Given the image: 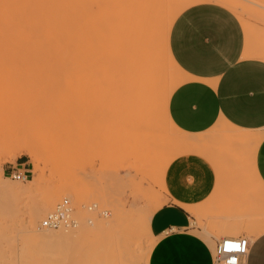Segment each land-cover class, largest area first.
Listing matches in <instances>:
<instances>
[{
	"label": "rangeland",
	"instance_id": "374dc122",
	"mask_svg": "<svg viewBox=\"0 0 264 264\" xmlns=\"http://www.w3.org/2000/svg\"><path fill=\"white\" fill-rule=\"evenodd\" d=\"M10 1H5L7 6L12 5L14 1L15 9L18 5L17 10L11 12L18 11L17 18L13 15V18L16 19L19 17L18 14H23L20 7L28 10L26 16L23 14L22 17L30 16L34 10L38 11L36 12L38 18L46 16V13L49 14L51 6V0L39 2L40 5L43 2L47 5L50 1V5L47 6L44 3L43 6L39 4L38 6L36 3L39 0ZM104 1L102 0V3ZM117 1L118 5L127 3L126 0ZM169 1L163 2L167 10L182 5L191 6L206 0ZM220 1L222 4L228 2L224 5H227L229 11L242 23L248 36L247 41L251 43V46L264 52V0ZM2 3L3 1L1 7L6 6L5 3ZM128 5L131 6L129 3ZM35 7L44 9L37 10ZM32 8L34 9L32 10ZM119 8L121 10L122 7L119 6ZM2 10L4 9L2 8ZM5 11L7 12V10ZM29 11H31L30 14H28ZM4 14L5 12L1 11L0 20L2 18V22ZM127 15L120 22L122 23V28L120 27L122 33L120 32L121 39L118 44V60L122 67H125L122 64L126 62L124 59L128 60L129 58L130 60L131 58L130 53L128 54L131 50L126 49L132 44L130 43L131 46L127 45V42L135 37V35L131 36L132 38L127 37L128 33H131V31L128 32V18L130 17ZM29 16L28 18H30ZM31 16L33 19L28 20L31 25L22 17L19 19L26 22L23 24H27V27L31 26L29 28L37 33L31 32L29 28H26V30L29 29L27 32L37 34L36 37H38L40 32L35 29L38 30L40 27V24L36 26L40 17L38 21L35 20L37 19L34 17L35 13ZM4 17L7 16L4 15ZM6 19L5 21H7ZM16 19H12V24L10 23L13 26L9 27L8 24L10 29L16 28L18 21H14ZM31 19L35 21V23L32 22L34 27L36 26L35 29L32 28ZM5 21L4 24L9 20ZM170 24L171 22L167 20L161 38L162 46L166 51L164 57L168 59V63L164 61L162 64L171 73L165 71L167 77L160 81L161 86L164 81L166 82H164L166 87L162 86L163 89L166 88L165 90L161 89V86L160 88L155 86V84H159L158 77H156L158 79H155L156 81L150 80L155 81V84L151 82L143 85L141 83L145 78L144 74L148 72L143 67L140 68L143 69V75L141 70L140 73L137 71L141 74L139 78L143 76L141 82L142 78L139 80L134 77L135 75L133 76L135 78L133 79L140 82V85L136 84L137 82L133 84L125 82L132 71H125L126 69L123 70L120 65V69L117 68L119 73L115 69L111 72L110 69L109 73L108 69L103 68L102 73L83 75L87 76L84 79L94 77V80L75 79L73 85L66 83L67 85L63 86L62 82V86L57 87L60 82L54 85L52 80L56 74L52 73V59L47 58L48 56L52 58V52H49L51 48H47L51 47L50 41L49 46H44L43 49L40 44H36L34 39L36 37L33 38L34 34L23 33L27 37L26 43L22 42L25 38L20 34L25 28L23 31L21 28L14 31L9 30L11 33H8L9 35L7 34L3 40H1L3 36H0V46L3 45L2 43L8 42L9 45L11 42L7 49H5L6 43L5 47H0V86H2L0 88V264H147L151 245L155 241L153 237H149L148 216L146 215L156 205L164 203L162 197L165 168L172 159L180 155L192 154L202 157L213 168L215 177H249L256 179L263 186L253 166V153H255L256 146L252 142L244 140L242 136L248 133L247 136H249L252 133L245 132L244 134L223 121L206 134L187 135L178 130L169 120L166 113L167 97L171 90L185 78V75L180 73L176 67H172V69L169 67L173 64L168 49V27ZM133 29L135 28L133 27ZM5 30L8 31L6 28ZM159 31L158 29V33ZM12 32H17L19 35L14 33L12 35ZM28 35H31L29 36L30 40L27 39ZM17 36L22 39H17ZM41 38H43L42 33L38 41L44 44L45 40L42 42ZM12 40L15 41L14 45ZM32 42L34 43L31 44ZM37 45L41 46L42 49L38 46L40 51ZM46 45L48 44L46 43ZM105 45H110L109 41L105 42ZM11 46L13 47L11 48ZM34 46L37 47V51H42L43 54L39 55L37 52L38 55H36ZM45 48L49 52L46 56L43 52ZM104 49L103 47L102 50ZM105 50L108 52V49ZM9 51H13V54H9L12 56L10 58L7 55V52L10 53ZM134 51L132 52L134 53ZM140 51L137 52L140 54ZM135 54L137 53L135 52ZM6 56L7 58H5ZM37 59L38 61L41 59L39 62L45 63L42 66L47 62L46 66L40 68L42 70L39 69L41 63H37ZM7 60L11 63V67L9 64L5 65ZM49 60L50 64L48 65ZM163 66L161 65L162 72ZM2 67L7 69L2 71ZM9 67L11 71L8 70ZM48 67L50 70H47ZM12 68L15 70L14 72H12ZM136 70L134 69V72ZM112 72H115L114 76L111 74ZM151 72L150 75H152ZM116 75L119 77L118 83L115 82ZM160 75L162 76V74ZM152 77L149 76L148 79ZM114 78L115 81H113ZM1 82L6 83L3 85ZM2 88L5 89L2 90ZM2 108L5 109V112ZM12 125L19 126L23 131H30L38 138L36 147L41 153L38 172H35L30 164V158L23 152H8L3 149L4 132ZM2 129L4 131H1ZM21 159L25 161L24 167L30 170V175L25 181L13 180L2 173L3 165H15V162ZM226 162L235 165V168L238 164H242L240 173L243 176H235L233 170L225 169L229 168L225 166ZM256 185L258 187L257 183ZM64 197L70 201L74 215L79 220V226L76 229L61 228L58 230L38 228V220L47 211L52 210L55 203ZM263 201L264 199L262 200L261 197L255 203L250 200L251 214H247L246 226L238 232L235 231L236 233H226V235L251 237V232H247L250 221L257 222L261 228L259 233L264 231ZM90 203H95L98 209L105 210L107 214L101 216L97 211H86L83 207ZM246 206L248 203L239 207L244 209ZM253 206L257 209L256 211H253ZM86 218H89V223ZM205 222L208 230L213 231L216 227L209 216ZM214 232L215 230L212 233ZM214 234L220 236V233ZM40 235L43 236V239L40 238Z\"/></svg>",
	"mask_w": 264,
	"mask_h": 264
},
{
	"label": "crops",
	"instance_id": "0c3cea01",
	"mask_svg": "<svg viewBox=\"0 0 264 264\" xmlns=\"http://www.w3.org/2000/svg\"><path fill=\"white\" fill-rule=\"evenodd\" d=\"M174 19L168 30V49L185 78L167 97L171 123L195 136L225 121L255 138L262 137L256 145L254 168L263 186L249 177H215L211 165L192 154L175 157L165 168L164 203L148 222L155 242L147 264H212L215 241L246 226L250 200L264 199V52L247 41L242 23L229 8L198 3ZM24 162L5 164L2 173L27 169ZM225 166L235 176H243L242 164L235 168L226 162ZM246 203L244 209L239 207ZM207 216L220 236L206 229ZM260 230L257 222L250 221L247 232L252 236L239 264H264V231Z\"/></svg>",
	"mask_w": 264,
	"mask_h": 264
},
{
	"label": "bare ground",
	"instance_id": "6f19581e",
	"mask_svg": "<svg viewBox=\"0 0 264 264\" xmlns=\"http://www.w3.org/2000/svg\"><path fill=\"white\" fill-rule=\"evenodd\" d=\"M2 1H3V3H5L6 0L5 1L4 0H0V5H1ZM7 1H10V0H7ZM42 1H44V0H42ZM42 1L39 0L38 3H36V4L40 5V3ZM131 1L132 0H129V1L126 0L127 3L126 2H124V3H126L127 5L126 4L124 5L122 3H121V5H118L119 3H118L117 0H111V1L105 0L103 3H102V0H51V6H50L49 14L46 13V12H45L46 16L41 14V16H44V17H40L39 16L40 17V21L38 19L39 17L37 18L38 13L36 14V12H38V11H34L33 10L34 8H32V10L34 12L31 10L32 14L35 13V15H36V16H34V17L37 18L35 20L39 21V22H36V26H39V24H40V27H38V30H37V28L35 29L36 26L34 27V24L32 23V22L35 23V21H32V19H33L32 17L33 16H31L32 14H30L31 11L28 12V14H30V16L27 15V17H22L23 14L26 16V14H27L26 11H28V10L23 9L22 7L19 6L20 7V11H22L23 14L22 15L18 14L19 17H18V19H16L17 18L16 15H17L18 11L17 12H15V11L17 10L18 5L16 4L17 8L15 9L16 6H13V5H15V1L10 6H7L8 4L6 2L5 3L6 6H3V7L0 6L1 7L0 13H1V11H4L5 12L4 15L7 16V17H4V15H2L3 16V22H2V18L0 20V22H1L0 23L1 24L0 32L2 31L1 34L3 33L2 35L0 34V36H3V37H1V40H3V38L5 39V36L8 33L10 34L12 30L14 31V30H18L19 28H21L22 31H23L24 28H25V30L23 32H21L22 34H20V35H21V37L25 38V40L23 39L22 42L24 41V43H26L25 41H26L27 35L25 36V34H30L31 32L37 33L33 29L29 28V27H31V26H29L31 24H30V22L28 20L30 18H32L31 19V23L33 24L32 28H34L36 31L40 32L38 34V37H36L37 34L33 33L35 35V36H33V38L34 37L37 38V40H36V38H34L36 44H40L42 46V48L44 49V46L45 47L49 46V41L51 42V45H50L51 47H47V48H51L50 49L51 51L49 50V52H52V58L50 56H48V55H47L48 56L47 58L48 59H52V66L51 65L50 66L52 67L53 72L52 71L51 72L56 74L54 76V80H52L54 85H56V83H59V82H60V84H57V87H61L62 85L66 86L69 83H70V85H73V83L75 82V79L76 80H94V77H89L88 79H84V78L87 77L90 74L102 73V69L103 68L104 69H108V72H109L110 69H111L110 72L113 71V69L117 70L116 72L119 71L117 69V68H119V65H120L119 64L120 60H118L119 59L118 44L120 42L119 40L121 39V33H122L121 32L122 31V29H121L122 28V26H121L122 23H120V22H122L124 17H126L125 15L128 14L127 17H130V18H128V20H129L128 21V24H129L128 32L131 31L132 34L129 32L127 37L130 36V38H132L135 35V37L133 39L138 40V41H135V40L132 41L133 39H130L129 42H127V45H130V43L132 44V46L130 45L131 47H127L126 46L127 47L126 50H128V49H129L128 51L131 50L130 52L127 51L128 54L130 53L129 55H131L130 56L131 58L129 60V58H128L129 56H128L127 57L128 60L124 59L127 62V64H124L126 62L122 63L124 60L121 62L123 65H125V67L124 66L122 67L121 65L120 66L123 68V70L125 68L126 69L125 71H128V70L132 71L133 74L131 73V75L127 76L129 78H127L125 76L124 78L125 79L127 78V80H125V82H127L129 84H133V83L137 82V80H134L135 78H138L140 80L143 76L140 77V78H139V76H141V74L142 75L144 74V73H142L143 69H140V68L143 67L149 73L145 72L146 73V74H144L145 78H144V80L142 78L140 80V82L143 80L141 83L143 85H146V84H149L151 82L154 83L156 80L159 79L158 80L159 84L158 83L155 84L156 82L154 84H155V86L157 85L160 88V86H161L160 85V81L161 80H165L166 77H167L165 75V71L170 73L167 69H165L166 66L165 67L163 66L164 61L166 63H168L167 62L168 59H166L164 57L166 51L163 48L162 43H161L162 42L161 38H162L163 28H164L165 23H166L167 20H169V22H172L173 19L180 12H182V10H184L185 8H187L189 6H183V5L182 6H178V7L176 6V8H171V9L167 10L165 8L166 5L163 4V2L166 1V0H134L136 3L132 1L133 4L131 3ZM170 1H172V0H170ZM222 1L224 2V0H222ZM45 2H46V0H45ZM45 2H43L44 5H46ZM114 2H115V4H114ZM220 2H221L220 0H206V1H202L201 3H215V4H218L219 6H222V7H226L227 6V5H224V3L228 4V2H224L223 4H222V2L221 3ZM10 3H11V1H10ZM43 3L40 6H43ZM47 3H48V1H47ZM49 3H50V1H49ZM128 3L131 4V6L128 5ZM229 5H231V4L229 3ZM11 6H12L13 9L10 8ZM119 6L122 7L121 10H120ZM124 6H126V7H124ZM7 7H8V9H6ZM2 8L4 10H2ZM21 8H22V10H21ZM35 8L37 10H41L42 7L41 8L40 7L39 8L35 7ZM44 8H45V6H44ZM44 8H42V9H44ZM109 8H111V9H109ZM226 8H228V7H226ZM45 9H47V7ZM122 9H124V10H122ZM5 10H7V12ZM13 10H15V11L13 13H11ZM47 10H49V9H47ZM8 11H9L10 15H9ZM43 11H46V10H43ZM43 11H42V13H43ZM39 12H41V11H39ZM13 15H15L16 18H13L14 17ZM132 15H135V16L133 17ZM28 16L30 18H28ZM9 17H10L11 20L8 19ZM21 17H22V19L24 21L29 22L28 27H27V24H25V25L23 24V23H26V22H24L22 19L21 20L19 19ZM4 18L5 19L7 18L6 20L7 21L9 20V21L8 22L5 21ZM41 18H43V19H41ZM12 19H16L14 21H17V20L19 21L20 20L22 22V23L20 21L16 22V25H17L16 28L17 29L15 27H14L15 29H10L9 28V27L13 26V25H10V23L12 24ZM4 21L7 22V23L4 24ZM18 24L20 25V27H19ZM130 24L133 25V26L130 27L131 26ZM3 25H4V27H3ZM21 25H23V26L21 27ZM133 27L135 29H133ZM5 28L8 29V31L5 30ZM26 28L31 29V32H27L29 29L26 30ZM107 28H108V30H107ZM130 28H131V30H130ZM158 29L160 30L159 33H158ZM4 30L7 31V32H5ZM9 30H11V31H9ZM13 33L14 32H12V35H13ZM16 33L17 32H15L14 34L15 35H19V33H17V34ZM23 33H25V34H23ZM41 33H42L43 38H41L40 41L43 39L42 42H44V40H45V42H44L45 45L41 44V42L39 43V41H38L40 36H41ZM107 33H108V36H106ZM158 34H159V40H158ZM29 36H31V35H28L27 39L30 38ZM14 37H16V36H14ZM21 37L17 36V39H19ZM106 37H107V41H109L110 45H105V42H107L106 41ZM12 38H13V36L11 37V39ZM34 39H31V40L34 41ZM1 40H0V44H1ZM6 40H8V39H6ZM15 41H16V38H15ZM15 41L12 40V44L13 45H14L13 42H15ZM37 41H38V43H37ZM4 42H5V40H4ZM134 42L137 45L133 44ZM5 43L7 44L8 42H5ZM5 43H2L3 44L2 46L5 47ZM10 43H9V45L8 44L6 45L5 49H7L10 46ZM33 43L34 42H32L31 44H33ZM46 43L48 45H46ZM40 45H37V47L39 46L41 48ZM2 46H0V47H2ZM139 46H140V48H139ZM12 47L13 46H11V48ZM37 47L34 46V48H35L34 51L36 50L35 51L36 55L43 54V53H41L42 51L39 52L40 51L39 47H38L39 51H37V49H36ZM103 47L105 49H108V52L105 49L102 50ZM11 48H10V50H13ZM31 48H33L32 45H31ZM132 49H134L135 51L132 50ZM136 50L138 52L141 50L140 54ZM46 51H47V49L45 48V51L43 50V52H45L44 56H46V54L49 53L48 51L46 53ZM120 51H121V47H120ZM132 51H134V53ZM37 52H39V53L37 54ZM135 52L137 54H135ZM11 53L13 54V51L10 52V53L7 52V55L9 56L8 58L12 57V56L9 55ZM139 56L142 58L141 60H140ZM5 58H7V56ZM38 58H40V57H38ZM36 61H37V63H41V67L39 65V69L43 68L44 66L47 65V62H46V65L42 66V64H45V63H42L43 61L39 62L38 59ZM171 62L173 63L172 64L173 66L169 65V67L171 69H172V67H176L179 70V72L184 75L182 70L177 66V64L174 62L173 59H172ZM130 63H131V65H130ZM7 64H9L10 67H11V63H9V61L5 65H7ZM49 64H50V60H49L48 65ZM161 65L164 68V70L162 69L164 73L161 71ZM2 66H4V65L2 64ZM131 66H132V68H131ZM4 67H6V66H4ZM10 67L8 69L9 71H11ZM49 67H48L47 70L51 69V67H50V69H49ZM37 68H38V66H37ZM5 69H7V68H5ZM5 69L2 67V71L5 70ZM134 69L135 70L137 69V70L134 72ZM40 70H42V69H40ZM149 70L152 71L151 72L152 75H150V71ZM154 70H158L160 72L156 71V72H158V73H156ZM14 71L15 70L12 68V72H14ZM104 71H106V70H104ZM137 71L138 72L140 71L141 74H139L140 72L138 73ZM167 72H166V74H167ZM7 73H10V72H7ZM113 73H115V72H112L111 74H113ZM153 73H154V75H153ZM78 74H79V76H78ZM160 74H162V76ZM83 75H87V76H83ZM113 76H114V74H113ZM149 76H151V77L153 76L154 79H153V77L148 79ZM116 77H117V75H116ZM156 77H158V79H156ZM41 79H42V77H41ZM112 79H113V77H112ZM112 79H111V82H112ZM117 79H119V77L116 78V81H115V78H114L113 81L118 83L119 81H117ZM6 80L8 81V78ZM145 80L148 83L144 82ZM148 80L149 81L150 80H155V81H150L149 82ZM62 82H63V84H62ZM140 82H137L136 84L139 83V85H140ZM164 82H163L162 86L166 87V84H165L166 82L165 83ZM1 83H3V82H1ZM5 83H3V85ZM1 87L2 86H0V88ZM4 89L2 88V90H4ZM161 89H163V87ZM165 89L166 88H164L163 90H165ZM2 109H4V108H2ZM4 112H5V109H4ZM81 114L83 115V113H81ZM81 114H79V115H81ZM225 123L228 124L227 122H225ZM6 129H7V131L4 132V141H3L4 142V148L3 149L5 151H8V152H23L25 155H27L30 158V164L34 168L35 172H38L39 164H40V161H41V153L36 147L37 146L36 143L38 141V138L35 137L33 134H31L30 131H23V129L20 128L19 126L12 125V126H10L9 128H6ZM1 131H4V129H2ZM243 133L245 134V132H243ZM247 135H242L244 137L243 139L252 142L253 145H255V146L262 139V137L255 138V136L252 135V134H250L249 136H247ZM252 150H253V148H252ZM250 155H251V152H250ZM253 155H254V153H253ZM253 166H254V163H253ZM161 205L162 204L156 205L153 209L150 210V212L147 213V215H146V216H148L147 217V224H148V222L150 220L149 218L151 217V214L153 213V211L156 210ZM103 214L106 215L107 213H103ZM103 214H101V216ZM89 222H90V220H89ZM78 226L79 225H76L74 228L73 227L72 228L60 227V228H57L55 230H58V229H61V228H63V229H76ZM44 229H46V228H44ZM147 230H148V233H149V237H152V233L150 232V230L149 229H147ZM40 238L43 239V236H41ZM151 246H153V245H151Z\"/></svg>",
	"mask_w": 264,
	"mask_h": 264
},
{
	"label": "built area",
	"instance_id": "2783aa9c",
	"mask_svg": "<svg viewBox=\"0 0 264 264\" xmlns=\"http://www.w3.org/2000/svg\"><path fill=\"white\" fill-rule=\"evenodd\" d=\"M6 175L16 181H25L30 175L28 169H10ZM86 211H97L99 215L105 210L98 209L95 203L83 207ZM89 222V218H86ZM78 218L74 215L73 207L68 198H62L55 203L52 210L47 211L37 223L38 228L55 230L57 228H72L78 225ZM248 249V238L241 236H223L215 241L212 251V264H239Z\"/></svg>",
	"mask_w": 264,
	"mask_h": 264
}]
</instances>
